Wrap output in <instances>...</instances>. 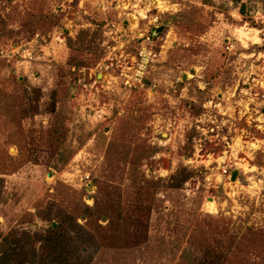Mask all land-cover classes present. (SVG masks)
<instances>
[{
    "label": "rangeland",
    "instance_id": "obj_1",
    "mask_svg": "<svg viewBox=\"0 0 264 264\" xmlns=\"http://www.w3.org/2000/svg\"><path fill=\"white\" fill-rule=\"evenodd\" d=\"M159 1L161 59L127 90L107 73L143 0H0V243L56 202L97 235L91 264H264V0Z\"/></svg>",
    "mask_w": 264,
    "mask_h": 264
},
{
    "label": "trees",
    "instance_id": "obj_2",
    "mask_svg": "<svg viewBox=\"0 0 264 264\" xmlns=\"http://www.w3.org/2000/svg\"><path fill=\"white\" fill-rule=\"evenodd\" d=\"M231 1L235 4L241 2ZM241 7L240 11L244 6ZM174 177L172 188L177 190L181 189L190 176L183 169ZM2 183L3 178H0V195ZM37 217L48 224L44 232L30 233L24 230L19 234L13 231L2 235L0 264H91L99 254L101 243L97 235L79 224L74 215L56 202H50L39 210ZM220 260L215 255L211 264H218Z\"/></svg>",
    "mask_w": 264,
    "mask_h": 264
},
{
    "label": "built area",
    "instance_id": "obj_3",
    "mask_svg": "<svg viewBox=\"0 0 264 264\" xmlns=\"http://www.w3.org/2000/svg\"><path fill=\"white\" fill-rule=\"evenodd\" d=\"M159 3H161L159 0H143L142 4L145 10V17H147L149 20L145 25L146 28L141 30V35L139 38H137L139 47L137 48L136 54H132L131 58L129 57L130 59L125 58L124 60L120 59L118 61L115 68L116 73L114 75L107 73L108 76L113 78L112 83H120V85L127 90H138L145 88L149 70L154 63L161 59L159 55L162 54H158L155 51V43L153 42V31L160 26V14L154 15L152 12L160 9ZM145 17L143 19H145ZM123 56L121 57L123 58ZM113 65V63L106 65L104 67L105 71H108L109 68L114 67ZM98 68H101V66H98ZM93 74H95V72ZM89 76L90 78L93 77L92 72L89 74ZM101 82L102 80L95 79L88 86H83L84 91L81 94L88 97L87 102L91 101L92 103V100H94V102H98L99 104L100 98L102 96L101 89L97 84ZM107 84H111V81H107ZM102 87L105 88L103 85ZM87 107H90L94 112H99L103 109L102 108L99 110L98 108L100 106L95 105L94 107L92 104L88 105ZM101 107H103V105H101Z\"/></svg>",
    "mask_w": 264,
    "mask_h": 264
},
{
    "label": "water",
    "instance_id": "obj_4",
    "mask_svg": "<svg viewBox=\"0 0 264 264\" xmlns=\"http://www.w3.org/2000/svg\"><path fill=\"white\" fill-rule=\"evenodd\" d=\"M161 30H162V28H156V29L154 30V32H153V35H154V36L159 35L158 33H160ZM237 175H238V172H237V171H233V172H232V175H231V180H232V181H236V177H237Z\"/></svg>",
    "mask_w": 264,
    "mask_h": 264
},
{
    "label": "crops",
    "instance_id": "obj_5",
    "mask_svg": "<svg viewBox=\"0 0 264 264\" xmlns=\"http://www.w3.org/2000/svg\"><path fill=\"white\" fill-rule=\"evenodd\" d=\"M96 77H98V76H96ZM99 79V78H98Z\"/></svg>",
    "mask_w": 264,
    "mask_h": 264
}]
</instances>
